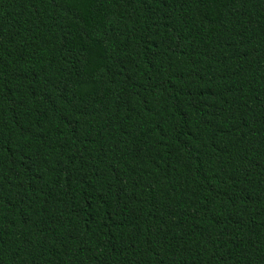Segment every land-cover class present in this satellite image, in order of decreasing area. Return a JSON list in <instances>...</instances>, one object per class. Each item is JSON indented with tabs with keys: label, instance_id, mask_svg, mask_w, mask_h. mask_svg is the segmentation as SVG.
<instances>
[{
	"label": "trees",
	"instance_id": "16d2710c",
	"mask_svg": "<svg viewBox=\"0 0 264 264\" xmlns=\"http://www.w3.org/2000/svg\"><path fill=\"white\" fill-rule=\"evenodd\" d=\"M0 264H264V0H0Z\"/></svg>",
	"mask_w": 264,
	"mask_h": 264
}]
</instances>
